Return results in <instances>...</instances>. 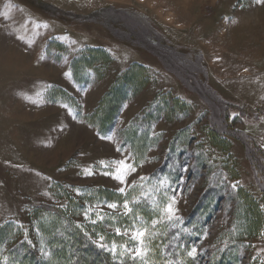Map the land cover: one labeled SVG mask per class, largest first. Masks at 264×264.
Instances as JSON below:
<instances>
[{
  "label": "rangeland",
  "instance_id": "rangeland-1",
  "mask_svg": "<svg viewBox=\"0 0 264 264\" xmlns=\"http://www.w3.org/2000/svg\"><path fill=\"white\" fill-rule=\"evenodd\" d=\"M103 9L110 11L85 21ZM158 45L174 47L193 62L201 57L206 72L198 78L201 84L169 59L168 66L192 90L167 71L149 50ZM130 70L144 80L121 82ZM210 72L218 74L212 82ZM117 82L120 97L107 100L95 117ZM103 89L107 92L99 98ZM206 89L214 95L205 96ZM217 96L237 109H224ZM227 113L228 131L223 127ZM213 126L221 136L212 134ZM237 131L264 155V5L254 0H0V264L9 263L21 243L43 264L51 263L46 231L54 219L44 207L62 210L74 225H83L78 228L116 264H140L114 257L96 243L103 234L106 243L123 244L127 238L115 236L114 228L123 231L133 223L119 215L122 209L114 212L105 204H122L117 189L124 185L103 175L99 162L120 159L136 166L127 177L129 186L137 185L128 189L135 227L158 234L146 238L151 264H261L264 172L254 168L234 136ZM85 169L94 175L86 176ZM165 177L171 189L160 184ZM172 190L182 219L176 226L164 221L153 228L158 212L150 200L136 204L132 198L148 192L163 207ZM98 202L117 219L106 217L96 225L86 220L83 209ZM193 246L195 259L187 255Z\"/></svg>",
  "mask_w": 264,
  "mask_h": 264
},
{
  "label": "trees",
  "instance_id": "trees-1",
  "mask_svg": "<svg viewBox=\"0 0 264 264\" xmlns=\"http://www.w3.org/2000/svg\"><path fill=\"white\" fill-rule=\"evenodd\" d=\"M108 11H110V9H103L99 12H96L94 15L86 18L85 21L90 22L94 17L101 18ZM98 22L95 21V23L97 24ZM151 34H152L151 36H154L158 44L159 43L161 44L163 42L161 40V37L156 32H152ZM120 38L123 39L122 37ZM148 39H149V32L141 34L142 43L146 42ZM144 45L147 46L146 43ZM145 46L144 48H146ZM154 49L155 50L152 49L149 50H151L150 52L160 60V62L164 65L165 69L170 73H173L180 80V82L187 88L191 89V86H189V84L186 82V79L184 78L183 75H181L178 71L171 70V68L167 64L168 59L172 63L175 62L176 66H178L179 64L180 69H183L185 72L189 74L191 73L193 76V78H190L191 82L201 84L200 82H198L199 76L204 75L206 77V72L201 71V67H202L201 64L203 62L201 57H198L197 62L195 61L193 62V60L189 56L181 54L174 47L158 45ZM156 50H159L160 52L158 53L156 52ZM104 57L107 59V61L110 60V58L106 56V54H104ZM192 63H194V66H192ZM137 68L140 70H144V67L142 66H138ZM143 78H145L144 75L138 76V74L130 70L126 73V75H124V78L121 80V82L122 81L126 82L127 80L129 81L134 79L141 81V79ZM119 82L116 83L115 89L113 91L111 90L102 100L99 108L95 112L94 115L95 117L101 114V111L103 110L102 108H104L105 106L104 104L107 100H111L112 98L115 97L116 98L120 97L121 90H119L118 88ZM193 91L200 93L198 90H193ZM207 91L208 93L204 91L205 96L206 95L211 96V94L214 95L209 91V89ZM200 94L201 96L203 95L202 93ZM204 95L202 96V98H204ZM218 98H219L218 103L224 109L226 110L237 109L236 106L225 103L221 100L220 97ZM204 99L209 103L211 107L212 106L211 102L206 100V98ZM117 109H118L117 106L114 107L112 106L110 110L117 111ZM228 119H229V113H227V115H225V117L223 118V124L226 123L225 125H223V127L224 129H226V131H228V129H231V126L227 125ZM215 127L213 126L212 134H214V136L216 137L221 136L215 131L214 129ZM110 130L111 127H108L106 129L107 133L110 132ZM234 136L237 137L238 140H240L244 144L248 157L251 163L253 164L254 168L257 170V172H259L258 169H261L264 172V155L256 147L254 142L248 139V137L241 131L234 132ZM257 176L259 183H262L263 181L261 178H263V176H260L259 173ZM44 208L45 209H42V211L46 212L54 219V220L52 219L53 221L51 225L47 227V231H46V241L48 242V246L52 252V255H54V257L51 259L52 260L51 263L49 264H95V261L98 262L97 264H116L110 255L104 254L102 251H100L98 248L95 247V245L89 240V238L83 233V231L80 228H78L76 225H74L66 217L64 211L54 207H44ZM32 251L33 250H31L29 245H27L26 243H21V245L13 251L14 256L12 255L11 257L12 260H10V262L7 264H43V261L39 259ZM19 252L20 254H22L21 258L18 257ZM121 264H132V263L130 260H127Z\"/></svg>",
  "mask_w": 264,
  "mask_h": 264
},
{
  "label": "snow or ice",
  "instance_id": "snow-or-ice-1",
  "mask_svg": "<svg viewBox=\"0 0 264 264\" xmlns=\"http://www.w3.org/2000/svg\"><path fill=\"white\" fill-rule=\"evenodd\" d=\"M254 2L258 5H264V0H254ZM65 108L68 106L65 105ZM234 114V118H235ZM122 150V149H121ZM115 165L113 168L112 165ZM99 165L102 169H105L102 174L105 176H110L117 182H119L121 186L117 189L120 196L123 198L122 204L118 202H105L106 207L108 209L113 210L116 212L119 209H122L121 212H119V215L121 217H128L130 220L133 221L131 225L128 227H125L122 231L121 227L117 226L114 228L115 236L121 237V238H127L123 244H118L116 240H111L110 244L105 242V235L101 234L99 235L98 240L96 241L99 248L108 251L109 253L113 254L114 257H121V256H127L133 261H139L140 264H151L150 257H149V247L148 243H146V238L148 240L156 239L158 234L156 232H153L148 227H135V221L138 219L134 212V207L130 204V192L129 187L135 188L137 185H128L127 177L128 175L134 173L136 171V166L129 163L126 159H120L116 161H100ZM110 169V170H109ZM186 170V169H185ZM84 174L86 176L94 175V172L91 169H85ZM146 178L140 177V181L143 182ZM225 179H227L225 177ZM238 183H232L231 187L235 190L238 187ZM160 184L162 186H166L169 189H171V184L167 177L162 179L160 181ZM139 187H143V184L141 183ZM76 191H81L80 189H76ZM155 191L159 192V188H156ZM173 195L168 199V202L165 206L161 207L156 202V198L154 196L150 197L148 192L142 191L140 193V196L132 198L136 204H139L142 202V198L144 201H149L154 208L158 212V216L155 219L151 220V225L154 228L157 224H160L164 221L172 222L173 226H176L179 224L180 220L182 219L177 215L178 208L175 206L178 201L176 198V190H172ZM83 215L86 220H88L92 225H96L98 222H104L106 217L109 220H115L117 219L116 215H109L108 213H105L103 211V206L101 203H96L93 205H86L83 209ZM77 227H83V225H77ZM45 256L48 254L45 252L43 253ZM187 255L189 257H192L193 259L196 258L198 255V249L193 246L188 252ZM165 264H171L170 261H166ZM261 264H264V261H261Z\"/></svg>",
  "mask_w": 264,
  "mask_h": 264
},
{
  "label": "crops",
  "instance_id": "crops-1",
  "mask_svg": "<svg viewBox=\"0 0 264 264\" xmlns=\"http://www.w3.org/2000/svg\"><path fill=\"white\" fill-rule=\"evenodd\" d=\"M102 48V47H101ZM102 49H104V48H102ZM105 51H107L108 53H110L111 54V52H109L108 50H106V49H104ZM112 55V54H111ZM214 73V72H213ZM216 73V72H215ZM218 74L216 73V74H212L211 72H210V80H211V82L214 80V79H217L218 78V76H217ZM219 76L221 77V78H223V76H222V74H220L219 73ZM224 79V78H223ZM107 92V89L105 90V89H103L101 92H100V95H99V98H101L103 95H105V93ZM233 102V101H232ZM236 103V102H235ZM93 109V108H92ZM88 112H90V111H88ZM259 142V141H258ZM260 143V142H259ZM261 147H262V145H261ZM263 148V147H262ZM263 150H264V148H263Z\"/></svg>",
  "mask_w": 264,
  "mask_h": 264
}]
</instances>
